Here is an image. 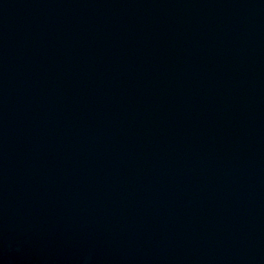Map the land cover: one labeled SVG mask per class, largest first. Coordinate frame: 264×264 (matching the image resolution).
I'll return each mask as SVG.
<instances>
[{
	"label": "water",
	"instance_id": "95a60500",
	"mask_svg": "<svg viewBox=\"0 0 264 264\" xmlns=\"http://www.w3.org/2000/svg\"><path fill=\"white\" fill-rule=\"evenodd\" d=\"M0 264H264V0H0Z\"/></svg>",
	"mask_w": 264,
	"mask_h": 264
}]
</instances>
